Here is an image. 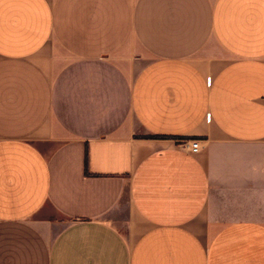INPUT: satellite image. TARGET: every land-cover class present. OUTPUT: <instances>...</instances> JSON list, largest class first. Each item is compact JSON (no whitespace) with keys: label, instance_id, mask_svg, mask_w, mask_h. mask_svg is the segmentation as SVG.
<instances>
[{"label":"crops","instance_id":"crops-1","mask_svg":"<svg viewBox=\"0 0 264 264\" xmlns=\"http://www.w3.org/2000/svg\"><path fill=\"white\" fill-rule=\"evenodd\" d=\"M0 264H264V0H0Z\"/></svg>","mask_w":264,"mask_h":264},{"label":"built area","instance_id":"built-area-1","mask_svg":"<svg viewBox=\"0 0 264 264\" xmlns=\"http://www.w3.org/2000/svg\"><path fill=\"white\" fill-rule=\"evenodd\" d=\"M191 151L193 153H197L199 151V141L198 140H194L191 143Z\"/></svg>","mask_w":264,"mask_h":264}]
</instances>
